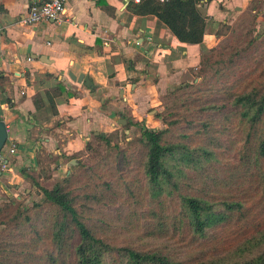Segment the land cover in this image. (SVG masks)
I'll return each instance as SVG.
<instances>
[{"label": "trees", "instance_id": "obj_1", "mask_svg": "<svg viewBox=\"0 0 264 264\" xmlns=\"http://www.w3.org/2000/svg\"><path fill=\"white\" fill-rule=\"evenodd\" d=\"M199 3L139 0L129 9L199 45ZM255 7L201 57L196 82L165 96L162 128L124 145L95 136L53 189L38 184V203L0 204V264H264V36Z\"/></svg>", "mask_w": 264, "mask_h": 264}, {"label": "crops", "instance_id": "obj_2", "mask_svg": "<svg viewBox=\"0 0 264 264\" xmlns=\"http://www.w3.org/2000/svg\"><path fill=\"white\" fill-rule=\"evenodd\" d=\"M43 1L0 0V121L8 129L5 150L16 149L0 171V204L41 199L38 184L53 189L95 136L122 143L162 128L165 96L197 81L201 57L253 5L257 33H264V0L200 2L206 32L199 45L180 42L156 16L133 14L139 0H68L63 23L23 25ZM58 86L54 108L47 92Z\"/></svg>", "mask_w": 264, "mask_h": 264}, {"label": "built area", "instance_id": "obj_3", "mask_svg": "<svg viewBox=\"0 0 264 264\" xmlns=\"http://www.w3.org/2000/svg\"><path fill=\"white\" fill-rule=\"evenodd\" d=\"M165 1V0H160ZM204 0H200L202 2ZM68 0H44L41 4L33 6L30 13L21 21L23 25L31 26L42 22L63 23L66 15ZM16 149L13 147L9 152L5 148L0 153V171L8 168L7 154L14 155Z\"/></svg>", "mask_w": 264, "mask_h": 264}, {"label": "water", "instance_id": "obj_4", "mask_svg": "<svg viewBox=\"0 0 264 264\" xmlns=\"http://www.w3.org/2000/svg\"><path fill=\"white\" fill-rule=\"evenodd\" d=\"M41 62L48 63L46 58H40ZM75 80V78H73ZM84 80V76L79 77V83H82ZM98 135V134H97ZM8 129L6 124L3 121H0V153L5 148L7 141H8ZM78 163L76 161H72L71 166H75Z\"/></svg>", "mask_w": 264, "mask_h": 264}, {"label": "rangeland", "instance_id": "obj_5", "mask_svg": "<svg viewBox=\"0 0 264 264\" xmlns=\"http://www.w3.org/2000/svg\"><path fill=\"white\" fill-rule=\"evenodd\" d=\"M257 26V25H256ZM257 36H264V33H261V34H258L257 33ZM165 106V100H163V107ZM165 108V107H164ZM163 111H164V109H163ZM162 111V112H163ZM111 138L115 141V142H117V143H120L118 140H120V141H122L123 139H120V138H116L115 136H111ZM124 143L125 142H122V143H120V144H122V145H124ZM88 158V155H85V156H81V159H82V161H84V160H86ZM39 189V188H38ZM40 191V190H39ZM41 199H42V197H41ZM41 199H39V197H37V195L35 194L34 195V198L33 199H29V198H26V197H23V199L20 201V202H22L23 203V205H25V206H27V207H32L33 206V204L34 203H38ZM7 201H18L17 199H13V200H5V201H3L2 203H4V202H7Z\"/></svg>", "mask_w": 264, "mask_h": 264}]
</instances>
